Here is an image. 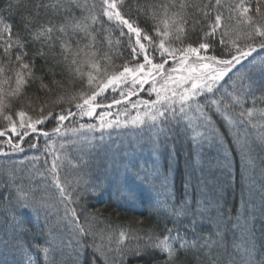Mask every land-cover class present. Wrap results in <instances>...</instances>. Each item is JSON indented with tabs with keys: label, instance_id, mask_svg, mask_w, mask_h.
<instances>
[{
	"label": "snow or ice",
	"instance_id": "1",
	"mask_svg": "<svg viewBox=\"0 0 264 264\" xmlns=\"http://www.w3.org/2000/svg\"><path fill=\"white\" fill-rule=\"evenodd\" d=\"M262 5L264 0H256L253 14L251 0L247 3L246 0H239V3L229 8V19L235 20V27H229L225 25L223 12L220 10L224 7L222 0H207V3H203V0H154L153 3H137V17H151L155 21L152 34L131 18V8L122 11L124 0H39L34 10L27 15L16 5L21 20L20 27L15 32L12 24L0 19V115L8 122L7 130L0 129V137H6L0 140V155H7L3 145H7L10 152H23L21 144L14 143L13 138L22 141L30 132H37V126L48 121L56 123L57 126L52 131L60 134L65 121L75 120L77 116H94L97 108L102 107L99 99H106L108 90L115 91L121 86L128 87L129 84L132 87L127 92L120 93L122 99H113L111 104L103 107L110 109L112 105L127 101L132 108L144 106L145 111H138L130 121H121L119 115L116 120H107L106 117L111 112H100L98 119L101 129L119 128L129 123H149L158 132H163L164 125L171 122L179 124L181 120H188V126L191 127L193 116L189 114L192 113L198 126L204 127L222 142V137H219L213 126V117L219 116L231 126L251 123L257 109H245V99L251 97L255 104L254 94L264 93ZM13 7L11 3L7 6L10 12ZM190 8L194 10L191 14L188 12ZM41 9L46 15L55 17L58 23L51 20L42 23L39 18ZM3 11L0 9V16ZM77 11L80 12L79 16ZM101 17L106 18V22L119 31L121 39L126 38L129 55L132 57L130 62L125 61L111 71V58L107 54L101 57V48L97 46H107L111 50L121 45V39H112V33L103 28ZM97 24H100L99 28L96 27ZM198 26L201 34H197ZM240 26L248 29L242 37L238 32ZM234 32L235 38L232 35ZM241 39L244 43H241ZM37 44L39 48L29 54L28 45ZM37 60L43 61L39 69L42 76L36 75ZM169 62L178 67H173L166 73L165 65ZM174 72L183 74L174 76ZM57 75L64 78L63 83L55 79ZM158 77L162 81L160 87H157ZM13 78L15 86L6 92L3 86ZM46 78H51L49 83H45ZM36 83L39 85L38 91L44 92L49 98L41 102L38 108L31 102L27 105L38 113L35 119L23 110L22 104L21 109L15 112L17 124L11 114H4V109L11 107L12 100H19L26 87ZM149 83L151 87L148 91L155 94V99L130 101V97L137 94L136 86L143 88V85ZM50 84L60 90L61 94L55 99L50 98L55 91ZM77 85L79 89L73 91L77 89ZM73 107L76 111H73ZM236 107L241 109L239 113L234 111ZM95 127L94 124H80L79 129L65 127V131L75 133L80 129L92 130ZM41 134L49 136L48 132ZM203 138L201 136V140H197L194 136L193 142L199 146ZM208 138L211 139V136ZM100 139L103 140V135ZM29 147L35 148L37 145L33 143ZM46 148L51 151L50 145H46ZM59 159V156L53 158L50 171L66 206L64 216H58L55 223L49 222L48 210L52 205L46 198L36 197V189L24 191L22 185L15 184V176L9 174L7 180L0 176V185H3L0 188V200L10 204L6 217L0 219V254L19 250L26 257L27 264H33L36 259L31 255L32 252L42 253L45 264H68L69 259L72 264H84L85 252L91 249V254L87 257L88 264H97L98 261L107 264L108 256L103 246L95 243L96 233L88 224L89 218H98L97 214L81 209L84 213L82 224L77 209L67 207L68 203L78 204L81 194L75 187L69 192L67 185L61 182L57 164ZM119 163L123 166L126 180L129 173L135 179H150L149 173L142 166L137 169L132 159H122ZM248 163H251L250 159ZM133 169L136 171L133 172ZM84 182L82 177L78 178L77 186ZM13 187L16 192L14 198L11 192ZM162 206L168 208L167 199L162 201ZM29 212L44 219L41 231L46 233V239L43 245L24 240L29 232L24 216ZM168 214L174 218L173 226L165 227L163 235L150 230L146 244V249L166 254L165 264H184L182 256L188 254H192L194 264H221V257L217 253L227 252L229 225L232 229L240 228L244 237L241 244L233 242L236 250L243 251L249 258L256 251L255 217L250 215L241 224V216L238 214L236 223H232L231 216L225 217L214 198L205 197L197 201L195 210H190L187 201H183L178 207L173 205ZM181 217L188 222L181 224ZM206 218H210L212 226V231L208 234L198 231ZM189 234L192 239L188 238ZM89 236H92L91 243L86 242ZM121 236H124V232H121ZM34 238L33 236L32 239ZM146 249L137 247L134 252L138 254ZM0 264L4 262L0 261ZM228 264H235V260L230 258ZM258 264H264V256Z\"/></svg>",
	"mask_w": 264,
	"mask_h": 264
},
{
	"label": "trees",
	"instance_id": "2",
	"mask_svg": "<svg viewBox=\"0 0 264 264\" xmlns=\"http://www.w3.org/2000/svg\"><path fill=\"white\" fill-rule=\"evenodd\" d=\"M38 2L39 0H0V9L4 10L2 18L6 23L13 25V31L15 32L18 27H20L21 20V16L17 14L15 6L18 5L19 8L23 10V13L27 15L34 10ZM153 2L154 0H124V8L122 11H128L129 8H131V18L136 20L141 28L149 34H152L155 21L151 17H137L135 5L137 3ZM247 2L248 0H246V3ZM9 3L14 6L11 12L7 8ZM203 3H207V0H203ZM236 3H239V0H222L224 7L220 10L223 12L226 26L235 27V20L229 19L231 15L229 8ZM251 3L254 14L256 0H251ZM262 7H264V5H262ZM193 11L194 10L191 8L188 9L190 14L193 13ZM76 14L79 16L80 12L77 11ZM39 18L42 23H47L48 20H51L53 23H58L55 17L46 15L43 9H41ZM189 19L191 20V15ZM101 23L103 24V28L112 33V39L114 41L116 39H121L119 31H117L112 24L106 22V18L101 17ZM96 27L99 28L100 24H97ZM246 31H248V29L245 26H240L238 29L241 37ZM197 34H201L200 26L197 27ZM232 35L233 38H235L236 33L234 32ZM192 38L196 39V36ZM241 43H244L242 39ZM97 47L101 48L99 52L101 57L107 54V56L111 58L109 71H111L113 67L122 65L125 61L130 62L132 60V57L129 55L130 49L127 46L126 38L121 39L120 46L113 47L111 50H109L107 46L101 47L98 45ZM37 48H39L38 44L28 45L27 50L29 54H32ZM101 63H103V61H101ZM42 64L43 61H36L35 67L37 76L43 75V73L39 71ZM172 64V62L169 63V65ZM50 79L51 78H46L45 83H49ZM55 79L60 80L62 83L64 82V78L59 75H57ZM49 86L55 89L54 85L50 84ZM149 86V84H146L142 91L130 97V101L134 102L136 99L147 100L151 99V97L153 98L154 96H150V93L147 91ZM38 88V83L26 87L24 89V95L21 96L19 100H12L11 107L4 109V114H11L13 119L17 120L18 124V117L15 116V112L20 110L23 104V110L28 112L34 119L37 118L38 113L29 109L27 105L31 102L38 108L41 102L49 98L44 92L38 91ZM129 88H131V84H129L128 87L122 86L115 91L110 89L106 93L107 98H100L99 103L104 106L111 103L113 99H122L119 97V94L121 91L126 92ZM139 88L140 87L136 89ZM78 89L79 86L77 85V89H73V91ZM60 94V90L55 89L50 98L55 99V97ZM254 95L256 97L255 104H253L252 98L248 97L245 99L243 107L245 109L255 108L257 109V114H254L251 123H246L243 126L240 124L235 125L236 127L239 126L240 130H244L243 139L241 138V146L246 148L245 154L242 152L240 145L234 142L235 131L233 126L229 125L219 116L213 117V126L219 134V137H222V142L218 137L212 136L207 130L201 131L197 129L199 126L194 114L191 127L188 126V120H181L179 124L171 122L168 125H164L165 130L160 132V134L155 130V143L158 149L155 151V155H158V160L160 162L158 168L163 175V179H167L164 181V183L166 182V187L164 188L162 187L164 184L161 183L162 186L160 185L159 188H153L151 190L147 187L145 181H134L135 178L129 176V174V178L127 180L125 179L126 174L122 164L119 162L122 159H127L125 154L130 155L133 151L134 148L128 145L129 142L124 145L123 142L116 141V148L112 147L113 151L110 156H106V152L109 151V148H100L102 151L100 153L105 155L103 159L100 158L101 154L97 156L98 153L93 149L86 152L85 157H87L88 165L98 162V166H96L94 170H91L92 172L88 170L90 166L82 163L79 165L78 160L74 159V155L71 154L68 157L70 162L75 164V172L80 174L83 180L86 181L85 177L86 173H88L91 183L97 179L96 183L100 185L96 189V184H91L95 188L92 193L86 194L85 196L81 195L78 204L68 203L67 206L77 209V214L82 224L84 223V213L81 209H86L88 212L97 214L98 218L95 220L89 218L88 224L92 226L93 230L96 229V232H94L96 233L95 243L103 246L108 256L107 264H165L166 254H162L158 250L151 248L146 249L150 230L156 234L163 235L165 227L171 228L173 226L174 218L167 213L166 208L162 206V203L156 195L161 191L168 195L169 201L172 202L174 206L178 207L181 202L187 201L190 210H195L197 208V201L205 197L214 198L218 201V206L225 214V217L231 216L232 223H236L238 214L241 216V224H243L250 215L254 216L256 251L253 256L249 258L243 251H238L233 247V242L241 244L244 237L240 228L232 229L231 225H229V231L227 233V252L219 251L217 254L221 257V264H228L230 258L235 260V264H258L262 256H264V139H262V137H264V126L262 125V123H264L262 122V120L264 121V116H262V113H264V93L256 92ZM128 104L131 103L125 101L119 105L112 106L110 109L107 107H99L96 112L107 110L113 112L116 108L117 111L114 112L118 113L128 108L129 111L126 112L133 113L136 108H132L131 106L129 109L127 106ZM73 111H76L74 107ZM234 111L239 113L241 109L236 107ZM177 116H179V114H177ZM78 117L79 116H77L75 120L66 121L65 127L78 125L79 122L92 123L94 121L93 116L79 118L80 120ZM252 125L257 126L253 127ZM56 126L55 122L48 121L44 125L37 126V129L49 133L53 132L52 130ZM7 128L8 122L3 119V115H0V129L7 130ZM239 134L241 133L239 132ZM9 135H11L10 132ZM194 136L197 140H201V136L204 137L199 146L193 142ZM209 136H211V139L208 138ZM159 137L160 139H158ZM44 138L45 136L38 132H30L29 136L24 137L22 141L14 137L13 142L19 143L20 141L24 151L19 153L23 156L26 154H34L37 156L39 154L42 158H45V153H43L46 151L44 150ZM4 139H6V137H0V140ZM253 142L257 143L256 147L253 146ZM33 143H35L37 147H29V145ZM3 149L7 155H0V158L5 159V165H0V176L7 180L8 175H13L14 172L7 171V168L9 165H14L16 169V166L14 163L8 164L6 162L10 159L11 155L16 152H10L7 145H3ZM115 151L118 153L116 154L117 157L114 156ZM46 158V167H49L53 160L52 154L49 151ZM249 159L251 163H248ZM20 167H22V169L18 168V170L14 172V176L16 180L17 178H21L26 182L25 184H20L23 185L24 191L36 189L34 195L38 198L44 197L42 192L43 188L49 189L50 192L54 191L53 189L51 191V185L49 186L47 184V186H45V183L42 182L46 180L41 177L42 175L38 174L40 171H43V169L40 170V166L37 165V167H33L32 163H23ZM134 171L136 170H133V172ZM58 172L61 182L67 185L69 192H72L73 187H75L77 192L81 194V189L76 187V181L74 183L72 182L74 181L73 176L68 174V171H66L63 165L59 167ZM108 173L110 174L106 175ZM68 182L71 183L69 184ZM135 182L142 185V189H144L142 192H140L141 187H138L136 190ZM2 187L3 185H0V188ZM11 192L14 198L16 196L15 187L11 189ZM147 192H150L149 195ZM75 196L76 193L74 192L73 199H75ZM9 207L10 204L8 201L0 200V211L5 209V217ZM214 216L215 213H213V217ZM24 219L29 228V232L24 237V240L28 243L43 245L46 239V233L41 231V227L44 224L43 217H37L34 212H29L25 214ZM53 219L55 220L54 216H49L50 223H53ZM209 219L210 218H206L204 220L202 227L198 229V231H202L205 234L212 231ZM187 222V219L183 217L180 218L181 224H186ZM87 226L86 224L85 227ZM97 230H99V233ZM121 232H124L123 237L121 236ZM33 236L35 237L34 240L32 239ZM188 238L192 239L191 234H189ZM86 242L91 243L92 236H89ZM137 247L146 250L137 254L134 252ZM90 254L91 249L86 250L83 258L84 264H88L87 257ZM31 255L36 257L33 264H45L42 253L37 254L32 252ZM191 255L192 254L182 256L184 264H194ZM65 258L67 259V257ZM57 259H59V257H57ZM0 261H3L4 264H27L26 257L19 250H10L4 254H0ZM68 264H72L70 259L68 260ZM97 264H104V262L98 261Z\"/></svg>",
	"mask_w": 264,
	"mask_h": 264
},
{
	"label": "rangeland",
	"instance_id": "3",
	"mask_svg": "<svg viewBox=\"0 0 264 264\" xmlns=\"http://www.w3.org/2000/svg\"><path fill=\"white\" fill-rule=\"evenodd\" d=\"M98 8H99V4L97 3V11H98ZM0 19H3L2 16H0ZM173 67H178V66L175 65L174 63L172 65H169V64L165 65V72L167 73V71ZM181 74H183V73H181V72L172 73V75H174V76H178ZM8 75H11V73H8ZM0 79H2V77H0ZM233 79L235 80V77H233ZM157 80H158L157 87H160V84L162 83V81H159V77L157 78ZM229 83H231V81ZM149 85H150L149 86V88H150L151 83H149ZM14 86H15V84H14V78H13V80L9 84L4 85L3 87H4L5 91L8 92V91H11V89ZM131 87H132V85H131ZM138 87L139 86H136V88H138ZM139 90H140V88L135 90L137 94H138ZM150 96H154L153 98L151 97V99H155L154 93H151ZM119 97H121L120 94H119ZM137 100H140V99H136V100H134V102ZM111 103H109V104H111ZM112 106H114V105H112ZM127 106L129 107V109L131 108V104H128ZM178 107H179V105H177V108ZM114 111H117V109L115 108ZM114 111L113 112L110 111L111 115L106 117L107 120H116L117 116L119 115V119L121 121H130L131 118H133L137 115L138 111L140 113H143L145 111V108H144V106L141 105L133 113L126 112V111H129L128 108L124 109L118 113H115ZM99 114H100V112L95 113V115L93 116L94 121L92 123L79 122L78 125L66 127L67 129H72V128L79 129L80 124H85V125L94 124V125H96V127L92 130L85 128V129H80L78 132L74 133L72 131H65V127H62L60 134H54L53 132H49V136L45 137L43 139V140H45L44 150H46V151L43 152V153H45L44 154L45 158H42L41 155H39V154L37 156L34 154H26L25 156H23L21 153L16 152L13 155H11L10 159H8L6 162L8 164L14 163L16 166V169H15L14 165H9V167L7 168V171H9V172H13V171L16 172V170H18V168L22 169V167H20V166L23 163H32L33 167L34 166L37 167V165H38V166H40V170L43 169V171H40V173H42L41 177L44 178L47 181V183H46V181H42V182L45 183V186H47V184L49 186L51 185V187H52L51 191H52V189L54 190L53 192H50L49 189H47V188H43V190H42L44 198H46L48 200V202L52 205V207L48 211L50 213V217L51 216L55 217V220L54 219L52 220L53 223L56 222L58 216L59 217L64 216L66 205H65V202L62 200L58 189L55 186L54 177L50 171L52 163H50L49 167H46L45 161H47L46 155H48V151L52 154V158H54L55 156L60 157V159L57 161L58 166L60 167L63 165V167L66 168V171H68V174L73 176L74 181H72V182L74 183L76 181V183H77V179L80 177V174H77L75 172V164H73V162H70V160L68 158L71 154L75 156L74 159L78 160L79 165H80V163H82V164H86L87 166H90L88 170H90V172H92L91 170H94V168L96 166H98V162L88 165L87 157H85L86 152L93 149V150H95L96 153H98L97 156H99V154H101L100 158L103 159L105 157V155H103V153H100V152H102L100 150V148H104V149L109 148V151L106 152L107 153L106 156H110L111 152L113 151L112 149L115 147L116 141L123 142L124 145H126L129 142L128 145L132 146L134 149L130 155L125 154V157L127 159H132L135 162V164L137 165V169L142 166L143 169L145 170V172L149 173L150 179L145 181L147 187L152 190L153 188H159L161 183L164 184V186L161 185L163 188L166 187L165 186L166 182L164 183V181H166L167 179H163V175L158 168V164H160V162L158 160V155L157 154L155 155V151L158 150L156 147V143H155L156 142L155 141L156 136L154 135L155 130L157 131V128L151 127V125L149 123H145L144 125H133V124L129 123V124H127V126H121L119 128L113 127V128L101 129L99 127V124H100V121L98 119ZM177 114H179V113L177 112ZM190 115L193 116L192 113H190ZM87 117L88 116L78 117V119L79 118H87ZM258 120H260V119H258ZM65 122H64V124H65ZM262 122H264V121L262 120ZM187 123H189V121ZM190 123L193 124V121L191 120ZM236 125H239V123H237ZM262 125L264 126V123H262ZM233 128L235 131L234 142H236V144L240 145L242 152L245 154L246 148L241 146V141L243 139L242 137H243V131L244 130H240L239 126L238 127L233 126ZM197 129H199L201 131L206 130L204 127H200V126H199V128L197 127ZM37 132L39 134H41L43 131L37 129ZM239 132L241 134H239ZM159 134H160V132H159ZM101 135H103V140L100 139ZM158 139H160V137ZM222 141H223V139H222ZM19 143H20V141H19ZM253 144L252 145L254 147L257 146V143L253 142ZM46 145L51 146V151L48 148H46ZM116 154H118L117 151H115V153H114V156L117 157ZM34 157H38L39 159H33ZM41 161L44 163H42ZM80 161H82V162H80ZM2 164L5 165V159L0 158V165H2ZM59 167H58V169H59ZM133 170H136V169H133ZM14 172H13V176L15 174ZM115 172H116V170H115ZM83 174H85V173H83ZM109 174L110 173H108L106 175H109ZM142 175H143V173H142ZM129 176H131L130 173H129ZM89 177H90V175H88V173H86V177H85L86 181L84 180L85 181L84 183H81L78 186L76 185V187L78 189L79 188L81 189V191H82L81 195L85 196L86 194H90L94 191L95 188L97 189L100 186L99 184L97 185V183H96L97 179H95L94 182L91 183V181L89 180ZM39 178H40V176H39ZM138 180H140V179H135L134 181H138ZM21 183L25 184L26 182H24L23 179H21V178H19V179L17 178L15 184L20 185ZM93 183H94V185L96 184L95 188L91 185ZM135 184H136V186H135L136 190L138 189V187H141L140 192H142L144 190V189H142L141 184L139 185L136 182H135ZM149 193L150 192H147L148 195H149ZM156 195L158 196V199L161 203H162V201L167 199L168 208H166V210L168 213L169 209L173 206L172 202L169 201L168 195L162 191ZM151 197H152V195H151ZM4 218H5V209L0 211V219H4ZM93 232H96V229H94ZM97 232L99 233V230H97Z\"/></svg>",
	"mask_w": 264,
	"mask_h": 264
},
{
	"label": "water",
	"instance_id": "4",
	"mask_svg": "<svg viewBox=\"0 0 264 264\" xmlns=\"http://www.w3.org/2000/svg\"><path fill=\"white\" fill-rule=\"evenodd\" d=\"M144 86H145V85H143V88H144ZM143 88H140V90L138 91V93H139L140 91H142V90H143ZM131 97H132V96H131ZM108 105H109V104H108Z\"/></svg>",
	"mask_w": 264,
	"mask_h": 264
}]
</instances>
